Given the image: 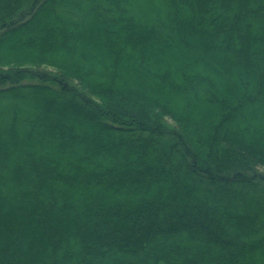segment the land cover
Masks as SVG:
<instances>
[{
    "label": "trees",
    "instance_id": "trees-1",
    "mask_svg": "<svg viewBox=\"0 0 264 264\" xmlns=\"http://www.w3.org/2000/svg\"><path fill=\"white\" fill-rule=\"evenodd\" d=\"M263 259L264 0H0V264Z\"/></svg>",
    "mask_w": 264,
    "mask_h": 264
},
{
    "label": "rangeland",
    "instance_id": "rangeland-1",
    "mask_svg": "<svg viewBox=\"0 0 264 264\" xmlns=\"http://www.w3.org/2000/svg\"><path fill=\"white\" fill-rule=\"evenodd\" d=\"M5 147H7V149L9 148V146L6 145V144H5ZM24 149L26 150V149H28V147L25 146ZM260 169L263 170V168H260ZM258 261H259V260H258ZM254 262H255V261H254ZM261 262L264 263V259H263V261L260 260V262H257V264H261Z\"/></svg>",
    "mask_w": 264,
    "mask_h": 264
}]
</instances>
